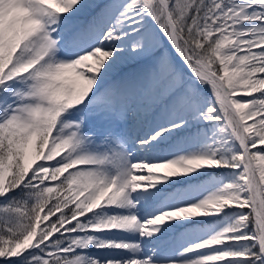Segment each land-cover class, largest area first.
I'll use <instances>...</instances> for the list:
<instances>
[{
  "label": "snow or ice",
  "instance_id": "6c2138e0",
  "mask_svg": "<svg viewBox=\"0 0 264 264\" xmlns=\"http://www.w3.org/2000/svg\"><path fill=\"white\" fill-rule=\"evenodd\" d=\"M0 264H264V0H0Z\"/></svg>",
  "mask_w": 264,
  "mask_h": 264
},
{
  "label": "bare ground",
  "instance_id": "6f19581e",
  "mask_svg": "<svg viewBox=\"0 0 264 264\" xmlns=\"http://www.w3.org/2000/svg\"><path fill=\"white\" fill-rule=\"evenodd\" d=\"M58 158V157H57Z\"/></svg>",
  "mask_w": 264,
  "mask_h": 264
}]
</instances>
